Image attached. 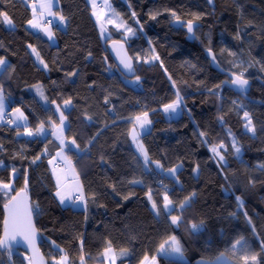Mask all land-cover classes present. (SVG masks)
Here are the masks:
<instances>
[{
    "label": "trees",
    "instance_id": "trees-1",
    "mask_svg": "<svg viewBox=\"0 0 264 264\" xmlns=\"http://www.w3.org/2000/svg\"><path fill=\"white\" fill-rule=\"evenodd\" d=\"M109 1L134 35L125 38L109 26L104 46L87 0H59L54 11L66 28L53 27L56 44L28 29L26 0H0V14L12 21L8 27L0 15V57L7 60L0 91L29 120L21 128L6 124L8 115L0 122V184H13L9 192L0 187V237L4 205L25 191L49 264L60 255L67 264H105L109 244L119 264H141L145 256L157 264H194L221 254L237 264H264V0H213L212 6L204 0ZM177 17L200 24L193 43L170 27ZM112 41L125 43L135 75L126 76L112 61L106 50ZM209 50L220 68L251 82L248 95L235 94L229 79L210 67L204 55ZM137 77L139 89L127 83ZM177 96L182 115L167 120L161 109ZM244 112L254 133L245 127ZM61 113L67 120L63 150L81 181L85 210L63 208L56 200L49 160L59 145L50 129ZM144 113L152 125L141 137L147 165L129 138ZM41 123L46 136L18 137ZM154 163L181 169L171 179ZM161 181L173 202L170 214L161 206ZM171 216H179V223L173 225ZM193 223L201 228L193 231ZM171 236L185 262L158 255ZM0 264L29 259L19 250L0 249Z\"/></svg>",
    "mask_w": 264,
    "mask_h": 264
},
{
    "label": "rangeland",
    "instance_id": "rangeland-1",
    "mask_svg": "<svg viewBox=\"0 0 264 264\" xmlns=\"http://www.w3.org/2000/svg\"><path fill=\"white\" fill-rule=\"evenodd\" d=\"M87 1L90 2V6H91V9H92V18H93V20H95V24L97 26V30H99L100 41H102L104 46H105V42H106L105 40L110 36L109 35V31L107 30V28L109 26L110 27L113 26L115 29H117V30H119L121 32H124L125 38H130V37H132L134 35V32L129 31V28H127V26L125 25L124 20L122 18H120L119 15L115 11H113V9L111 8V4H110L109 0H87ZM48 2H49V0H33V2H28L27 1V5H28L30 11L32 12L31 20L34 19L35 22H37L40 25V17L46 18L47 16H50L52 21H54V26L58 25L59 29L65 30L66 26H65V23L63 21H61V19H60L61 15L59 13H55V11H54L57 8L58 4H59V0H50V2L52 4L51 11H52L53 15H49L48 10L46 8L42 7V5L47 4ZM100 3L102 4V6L100 7V9H97L96 5L100 4ZM94 5H95V7H94ZM34 8H35V13L33 11ZM94 12H95V15L93 14ZM7 25H8V27H12V24H8L7 23ZM54 26H47L46 28L41 29L40 26L36 27V28H33L30 24H28L27 27L33 33H37V32L43 33L45 35V37L47 38V40L50 41V43L56 44L55 40H54V32H53V27ZM45 29H47L48 31H50L52 33V38L51 39H49L48 32L45 31ZM33 49L34 48L31 49V54L34 56V59L36 60V62L39 63L40 65H42V67L44 68L43 63H41L42 60L40 58V55L39 54L37 55L36 50H35V52H33ZM5 61H6V64H7V60H5ZM5 67H6V65H5ZM1 71H2V69H0V72ZM127 83L129 85H131L135 89L136 88L137 89L140 88V82L137 79H135L133 81H127ZM0 93H2V95L4 97L3 92H0ZM4 104H5V106L8 109V111H7L8 114L11 115V120L9 119V121H15V123H10L8 121L6 124H9V125H11L12 127H15V128L26 127L28 125V122H29L28 119H17V117L19 116V113L16 111V109H20V112H22L24 114V117L27 118V116H26V114H25L23 109H21L20 107H18V108L17 107H12L13 102L11 103V105H6V102ZM181 109H182V105L179 102V107L176 109L175 112H172L171 110L165 111V107H163L161 110H162V113H164L165 118L167 120H169V119H177V118H179L180 115H182V113H181L182 110ZM0 116H1V113H0ZM139 117H140L141 121H143L145 119L144 115L139 116ZM146 118L149 121V123H147L143 127H141L140 122L135 120L133 122V124H132L133 126H132V128H131V130L129 132L130 143H131L132 147L134 148L137 156L140 157L144 163H148L149 159L147 160V162L145 161L144 155L137 148V143L142 144V141H141L142 135L148 133V131H150V129H151L152 125H151V120H150L149 114L147 115ZM0 122H3L1 117H0ZM60 127L64 128V131H63V138H64V132H65L66 127H67V120L66 119L64 120L63 125H61V122H60V123L55 124V126H53L50 129L52 136L54 138H56V139H57V136L59 135V128ZM36 129L35 130H31L30 129L34 133V135H32V136H28V135L25 134L29 129H24V131H20L18 137L21 136V137H25V138L31 139L32 137H35V136L41 138V137H44V136L47 135V131L45 129L43 130L42 133L35 134ZM133 134L136 135V140L135 141L133 140ZM144 149H145V147H144ZM49 161H51L50 166L53 165V163H54L53 158L50 159ZM154 164L156 165V167H158V171L159 172L162 171L164 173V175H166L167 177H169L171 179L172 178L176 179V177H175L176 173L181 169L180 166L173 167L172 169L176 170L175 174L173 175L169 170H164L162 167H160V165L158 163H154ZM58 166H61V165H58ZM51 168H52V166H51ZM73 170H74L73 168L69 169V171L71 172L73 177L66 176V181L68 182V188H69V193L70 194H73V193H71V191H73L76 187H81V183H80L79 179L77 178V176L75 175ZM12 174H13L12 177L14 178L15 174L14 173H12ZM54 175H55V173H54ZM140 184H142L141 181L135 183V185H140ZM0 185H3V184H0ZM8 185H10V189L9 190H5L2 187L1 188L4 191L9 192L11 190V187L13 186L12 181ZM149 196H150V194L148 195V199H149ZM163 197H162V199H163ZM83 199H84V197H83ZM83 199L81 201L76 202V204H74V208H75L74 210H76L78 208H83L85 206V203L83 202ZM153 202L154 201L151 199L150 200L151 211H153L156 216H159V214L157 215V210H153V208H152V203ZM163 205H164V199L162 200V205L161 206H162V209L164 210V212L166 214H170L173 211L172 210L173 209V205L172 204L169 206L171 211H166L164 209ZM169 221H171V217L169 218ZM173 225H176V224H173ZM158 255L159 256H163V257H165V256L169 257V258H171V259H173L175 261L176 260L182 261V262L186 261L183 252H182V255L173 253V252H171V250L169 249L167 244H165L164 250H161V248L158 250ZM61 256H63V255H60V256H58L57 258H54V259L58 260ZM54 259H51V263L52 264H54ZM111 263H112V258L110 257V259L108 258V260L106 261L105 264H111ZM65 264H67V260L65 261ZM144 264H157V259L156 258H154V259L148 258L147 261H144Z\"/></svg>",
    "mask_w": 264,
    "mask_h": 264
},
{
    "label": "water",
    "instance_id": "water-1",
    "mask_svg": "<svg viewBox=\"0 0 264 264\" xmlns=\"http://www.w3.org/2000/svg\"><path fill=\"white\" fill-rule=\"evenodd\" d=\"M206 4L209 6H212L213 0H204ZM189 21H181L179 19H176L175 21H172L170 23V27L173 29L181 30L184 32L186 41L189 43H193L196 40L195 37V31L200 27V24L197 22H191L193 24V31L192 33H189L187 30V24ZM106 50L109 52L110 57L113 62L116 63L118 69L120 72L125 74L126 76H133L135 75L134 69H133V61L128 54V50H126L125 43L123 42H118V41H112L111 43L106 45ZM205 58L208 59L210 67L216 71L218 74H222L226 76L229 81H230V88L234 91L235 94L237 95H248L251 92V82L245 78V80L248 81V84L241 89L238 85H235L232 83V81L235 79L236 74L234 73H229L223 68L219 67V64L216 60V57H214V54L212 51H205L204 52ZM130 58V62L132 64V69L129 71L124 67V64L121 63L122 60H127ZM19 194V195H17ZM15 200H11V205L15 209V211L18 213L17 217V224L15 228L13 227L12 220L10 217L9 209H6L4 207L3 210V217L4 221L5 219H9V225H8V232L9 235L13 234L15 232L16 239L13 241H10V246H3L0 247V249H16L22 252L28 259H29V264H49L48 258H45L44 255L42 254L41 249L39 248L40 244V235L37 227L35 226L34 223V218L31 214V226H29L28 223V217H27V210H30V205H29V199L28 195H26L25 191L18 192L14 194ZM10 200L6 203L9 204ZM5 206V205H4ZM31 211V210H30ZM3 221V231L1 234L0 239L5 238V224ZM34 228L35 230V235L34 238L30 235L32 229ZM24 234H29V238L25 239ZM194 264H237L233 261H231L226 255L221 254L219 257L215 258L214 260H201L198 259L195 261Z\"/></svg>",
    "mask_w": 264,
    "mask_h": 264
},
{
    "label": "snow or ice",
    "instance_id": "snow-or-ice-1",
    "mask_svg": "<svg viewBox=\"0 0 264 264\" xmlns=\"http://www.w3.org/2000/svg\"><path fill=\"white\" fill-rule=\"evenodd\" d=\"M43 8H46L48 10V13L49 15H53L52 11H51V8H52V4L49 0V2L47 4H44L42 5ZM95 7V5H94ZM34 13H35V8L33 9ZM95 15V12L93 13ZM0 15H3L4 17V20L8 23V24H12V21L9 19V17L6 15V14H0ZM133 15H135L133 13ZM173 15H175V13H173ZM154 18V17H153ZM61 21L64 20V17L61 16L60 17ZM177 19H179L177 17ZM28 23L33 27V28H36V27H39L40 25L35 22V20H29ZM187 30L189 33H192L193 31V24L191 22H189L187 24ZM45 31L48 32V36H49V39L52 38V33L50 31H48L47 29H45ZM129 31H131V29H129ZM31 47V46H29ZM33 52H35V49H33ZM38 55V53H37ZM155 59H158V57H154ZM41 63H43V61H41ZM121 63L124 64V67L126 69H128L129 71H131L132 69V64L130 62V58L127 59V60H122ZM6 65V61L4 60V58L0 57V69L4 68ZM45 67H47V65H45ZM139 78L137 77V80ZM233 84L235 85H238L241 89H243L247 84H248V81L243 79L241 76H236L235 79L232 81ZM41 96H43V93L41 92ZM180 97L177 96V100L174 101L172 104H168V105H165V111H169L171 110L172 112H175L176 109L179 107V102H180ZM65 105H68L71 103L70 100H66L65 102ZM3 108H4V97L2 95V93H0V113L3 112ZM16 111L19 113V116L17 117V119H27L26 117H24V114L22 112H20V109H16ZM144 117L145 119L143 121L140 120V117L137 116L136 117V120L138 122H140L141 124V127H143L145 124L149 123V121L147 120V113H144ZM244 118L246 119L247 123L245 125L246 129L248 132H252L254 133L255 132V127L253 126L252 124V120L251 118L249 117V113L248 112H244ZM66 119V117L64 116L63 113H61V116H60V120H61V125H63L64 123V120ZM10 123H15V121H9ZM44 130V127H43V123H41V125L36 129V132L35 134H40L42 133ZM63 131H64V128L63 127H60L59 128V135L57 136L58 139H60V143L62 146H64L65 144V141H64V138H63ZM19 134V133H18ZM26 135L28 136H32L34 135V133L31 131V130H28L26 133ZM203 135V134H202ZM133 140L135 141L136 140V135L133 134ZM73 144H75V140L72 141ZM219 147H223V145L221 144ZM137 148L139 149V151L144 155V158H145V161L147 162L148 160V157H147V153L144 149V146L140 143H137ZM212 151L214 153H216V155L220 156V153L217 151V148L216 147H213L212 148ZM236 152L239 153L240 152V149L237 147L236 148ZM57 155L59 156L60 153H57ZM37 159H39V157H37ZM220 159L223 160L224 157L223 156H220ZM35 162V161H33ZM49 163H51V161H49ZM159 166V165H158ZM13 171L15 172V169H13ZM173 175L175 174L176 170L175 169H170L169 170ZM58 185H59V180L57 181ZM0 187H2L3 189L5 190H9L10 189V185L8 184H3V185H0ZM19 195V194H17ZM56 195L58 197H60V200H61V203L64 202V196L61 194V192L58 190L56 192ZM78 199H83V196L81 195L80 197H78ZM125 199H127V197H125ZM149 199L151 200V196H149ZM164 199V209L166 211H171L170 209V205L173 203L167 194L164 195L163 197ZM191 199V197H188L185 199V201L183 203H181L180 207L183 208L187 205L188 201ZM240 198L237 197V200H239ZM11 200H15V197H12ZM11 200L9 202V204H5V208L6 209H9V213H10V217H11V220H12V224H13V227L15 228L16 224H17V217H18V213L15 211V209L12 207L11 205ZM152 208L153 210H157V215L159 214V211H158V207H157V204L155 202L152 203ZM27 217H28V223H29V226H31V211L30 210H27ZM180 217L179 216H171V222L172 224H178L179 221H180ZM4 224H5V238L4 239H0V247H3V246H10V241H13L16 239V235H15V232H13V234L9 235V232H8V225H9V219H5L4 221ZM200 228V225H197L195 223H193L191 225V229L193 231H198ZM30 235L34 238V235H35V230L34 228L32 229ZM24 237L25 239H28L29 238V234H24ZM237 244L240 243V241L238 240L236 242ZM165 244L168 245L169 249L171 250V252L173 253H176V254H179V255H182V247L180 245V242L179 240L175 237V236H171L169 238L168 241H165ZM165 244H162L160 246L161 250H164L165 248ZM233 247H235V245H233ZM112 249H111V245L109 244L108 248L105 249V254L111 252ZM127 250H121V254L123 255ZM252 260H255L256 257L253 256L251 258ZM67 260V257L66 256H61L58 260L54 259V264H65V261ZM83 260V258H82ZM148 260V257L145 256L144 257V261H147ZM245 260H247V257H245ZM112 264H115V256L113 255L112 257ZM142 264H144V262H142Z\"/></svg>",
    "mask_w": 264,
    "mask_h": 264
},
{
    "label": "crops",
    "instance_id": "crops-1",
    "mask_svg": "<svg viewBox=\"0 0 264 264\" xmlns=\"http://www.w3.org/2000/svg\"><path fill=\"white\" fill-rule=\"evenodd\" d=\"M41 18V17H40ZM64 22V21H63ZM65 23V22H64ZM58 26V25H57ZM41 29H44V28H41ZM4 68H2V70H3ZM1 92V91H0ZM6 102V105H11V100L10 99H8L7 97H5V95H4V103ZM8 109H7V107L5 106V104H4V108H3V112L1 113V119H2V117H4V116H7V114H8ZM8 116H9V119L11 120V115L10 114H8ZM45 132V131H44ZM46 133V132H45ZM52 138L54 139V140H56V142L58 143V145H59V151L57 152V153H60V155L58 156L57 155V153L53 156V161H54V163H53V165H51L52 166V168H51V166H50V169H51V172H52V175H53V181H54V183H55V185H56V192L59 190L60 192H61V194L64 196V202L63 203H61V200H60V197H58L56 194V200H57V202H58V204H60L61 205V207H63V208H66V207H72L73 209H75L74 208V204H76V202H78V201H76V202H74L73 201V199L74 198H76V196H78V197H80L81 195L84 197V199H85V195H84V192H83V189H82V185H81V187H76L73 191H71V193H73V194H70L69 193V188H68V182L66 181V176H71V177H73L72 176V174H71V172L69 171V169L70 168H73V167H71V165L70 164H72V162H70V160L66 157V155H65V152H64V146H65V144H66V140L64 139V141H65V144H64V146H62L61 145V143H60V139H56V138H54L53 136H52ZM61 163V166H58L57 165V163ZM149 162V161H148ZM144 163V162H143ZM50 164V163H49ZM145 165H147L148 163H144ZM153 167H155V169L158 171V167H156V165L154 164L153 165ZM74 171V170H73ZM54 173H55V175H54ZM74 173H75V175L77 176V178H78V175H77V173H76V171H74ZM79 179V178H78ZM59 180V185H58V183H57V181ZM80 183H81V181H80ZM55 192V193H56ZM84 203H85V201H83ZM86 204V203H85ZM76 210H85V206L83 207V208H78V209H76ZM110 253V252H109ZM109 253H107V254H105L104 253V259H105V263H106V261L108 260V258L110 259V257L112 258L113 257V255L115 256V264H119V261H118V259H119V255L116 253V252H114L113 250H112V252L109 254ZM143 262H144V260H143ZM50 263H51V261H50ZM52 264V263H51ZM84 264V263H83ZM112 264V263H111Z\"/></svg>",
    "mask_w": 264,
    "mask_h": 264
},
{
    "label": "built area",
    "instance_id": "built-area-1",
    "mask_svg": "<svg viewBox=\"0 0 264 264\" xmlns=\"http://www.w3.org/2000/svg\"><path fill=\"white\" fill-rule=\"evenodd\" d=\"M29 2H33V0H28ZM97 8L101 7V3L96 5ZM40 26L42 28H45L47 26H54V21H52V19L50 18V16H47L46 18H41L40 19ZM4 121H8V117L4 116L3 119ZM57 165H61V163H57ZM71 167H73V164H70ZM157 188H159L164 194H167L169 192V188L161 181L157 183ZM74 202L76 201H81V199H78V196H76V198L73 199ZM83 201H85V199H83ZM200 225L201 228V224H197ZM199 228V229H200Z\"/></svg>",
    "mask_w": 264,
    "mask_h": 264
},
{
    "label": "bare ground",
    "instance_id": "bare-ground-1",
    "mask_svg": "<svg viewBox=\"0 0 264 264\" xmlns=\"http://www.w3.org/2000/svg\"><path fill=\"white\" fill-rule=\"evenodd\" d=\"M102 6V5H101ZM97 9H100V8H97Z\"/></svg>",
    "mask_w": 264,
    "mask_h": 264
}]
</instances>
